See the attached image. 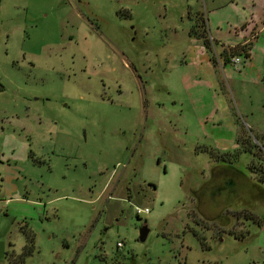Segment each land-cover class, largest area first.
<instances>
[{"label": "rangeland", "instance_id": "374dc122", "mask_svg": "<svg viewBox=\"0 0 264 264\" xmlns=\"http://www.w3.org/2000/svg\"><path fill=\"white\" fill-rule=\"evenodd\" d=\"M257 1L0 0V264L25 232L23 264H264L252 156L204 151L232 152L221 97L264 133V29L248 81L225 86L188 34L196 13L233 24Z\"/></svg>", "mask_w": 264, "mask_h": 264}, {"label": "crops", "instance_id": "0c3cea01", "mask_svg": "<svg viewBox=\"0 0 264 264\" xmlns=\"http://www.w3.org/2000/svg\"><path fill=\"white\" fill-rule=\"evenodd\" d=\"M237 4L233 1H229V3L227 4V6L225 7H230V12L231 14L234 15V12L236 13H240L238 11V8L236 7ZM225 7H221L219 5H214V7H212L209 11H207V14L205 16L206 18V26H207V32H208V36L210 38L211 41H213L214 43V54L215 56H220L221 51L224 48H229V47H234V46H238V45H242L244 42L247 41L246 37H248V33L251 30L250 25L252 24V22H258V28L256 30V33L254 35L253 38H257L259 33L261 31H263L264 29V0H258L257 4H252L250 6V14L251 16L249 18L246 17V15H242L243 20L239 21V22H234L233 24L229 23V21H225V24L218 19L217 21H215L214 23H211V19L213 18V16L219 15L221 14L220 11L223 10ZM238 11V12H237ZM245 24V25H244ZM240 27V28H239ZM191 37V40H196L198 41L201 45L202 42L200 39H197L193 36H189ZM193 37V38H192ZM251 40V39H250ZM249 40L248 43V47H249V56L247 57L249 60H251L250 66L253 67L254 64V56H256L252 49L253 47L252 42ZM200 48H204V46H199ZM252 47V48H251ZM221 58V57H220ZM223 58V57H222ZM212 73L210 74V76L208 77L210 79V81H215V83L217 85L218 84V80L215 74V68L212 65L211 62H209ZM247 63V62H246ZM244 64V60L241 61V65L238 69H236L235 73L236 75H234V72L232 71L234 68L232 67V65L226 63V64H222L220 67V71H221V75L223 78V82H224V86H225V82L229 83V82H233V81H237V80H242L241 82L247 80L245 77V74L247 73V71H245L247 69V64ZM228 65L231 67V69L229 70H223L224 66ZM246 68V69H245ZM199 67H197L195 75H197L198 71H199ZM225 71V73H224ZM256 79L253 80V83H256ZM262 84L264 85V81H262ZM221 104L219 105V110L216 108L215 113H213V118H216V123L220 124V125H228L226 126L230 132L231 135L230 137H228L227 139H222L221 142H226L227 144H230L229 146L232 148V151H234L237 147V144L235 142V138L237 135V124L235 122V120L232 118V113L230 111V108L228 110L227 105L225 104V100H223V98L221 97L220 100ZM218 107V105H217ZM215 120V119H213ZM251 127L252 129L256 130L257 134L263 135L264 133L257 128V126H254L253 123H249V125H246ZM219 150L222 151H218L219 153H225V152H231V151H227L228 148L227 147H219Z\"/></svg>", "mask_w": 264, "mask_h": 264}, {"label": "trees", "instance_id": "16d2710c", "mask_svg": "<svg viewBox=\"0 0 264 264\" xmlns=\"http://www.w3.org/2000/svg\"><path fill=\"white\" fill-rule=\"evenodd\" d=\"M189 36H193L197 39H200L205 50L209 53L210 62L215 66V55L213 53L214 43L210 40L207 32L206 18L202 13H196L192 25L188 30ZM249 43V42H248ZM249 47L248 44L238 45L234 47L224 48L220 56L223 57V64L228 63V55L234 53H241L244 57L249 56ZM237 124V135L235 142L237 147L232 152L219 153L211 147H204V151L209 152L214 161L225 160L230 164H233V160L238 156L240 152H248L252 156V160L249 163V169L254 173L256 180L264 185V159L259 157V153L264 155V136L260 134H253L250 128H246L241 124L240 121L236 119ZM257 141L254 142L253 138ZM229 164V165H230ZM26 242L23 246L22 251L19 254L15 255L13 258V264H23L25 256L31 253L34 249L33 236L31 233H26Z\"/></svg>", "mask_w": 264, "mask_h": 264}, {"label": "built area", "instance_id": "2783aa9c", "mask_svg": "<svg viewBox=\"0 0 264 264\" xmlns=\"http://www.w3.org/2000/svg\"><path fill=\"white\" fill-rule=\"evenodd\" d=\"M247 42H249V41H246L243 44H247ZM241 61H242L241 53H234V54L228 55V64L234 66L236 69H238L240 67ZM142 211L143 212H147L148 210L146 208L144 210H142V209H136V212L137 213L138 212H142ZM116 245L117 246H120L121 244H120V242H117Z\"/></svg>", "mask_w": 264, "mask_h": 264}, {"label": "water", "instance_id": "95a60500", "mask_svg": "<svg viewBox=\"0 0 264 264\" xmlns=\"http://www.w3.org/2000/svg\"><path fill=\"white\" fill-rule=\"evenodd\" d=\"M254 141H256L254 139ZM148 229L146 228V226H142L139 230V240L143 241L146 237Z\"/></svg>", "mask_w": 264, "mask_h": 264}]
</instances>
